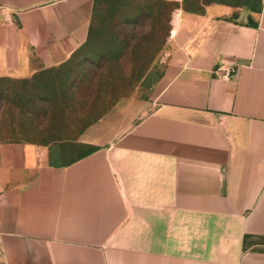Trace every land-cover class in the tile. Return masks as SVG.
Returning a JSON list of instances; mask_svg holds the SVG:
<instances>
[{"label": "crops", "instance_id": "crops-1", "mask_svg": "<svg viewBox=\"0 0 264 264\" xmlns=\"http://www.w3.org/2000/svg\"><path fill=\"white\" fill-rule=\"evenodd\" d=\"M94 1L0 0V78L67 61ZM201 5L108 140H0L2 264H264V0Z\"/></svg>", "mask_w": 264, "mask_h": 264}, {"label": "rangeland", "instance_id": "rangeland-1", "mask_svg": "<svg viewBox=\"0 0 264 264\" xmlns=\"http://www.w3.org/2000/svg\"><path fill=\"white\" fill-rule=\"evenodd\" d=\"M201 9V0H95L88 37L67 61L0 78V140L84 148L108 140L122 117L151 109L179 16Z\"/></svg>", "mask_w": 264, "mask_h": 264}, {"label": "built area", "instance_id": "built-area-1", "mask_svg": "<svg viewBox=\"0 0 264 264\" xmlns=\"http://www.w3.org/2000/svg\"><path fill=\"white\" fill-rule=\"evenodd\" d=\"M220 70V77L225 80L231 79L233 76L236 75V69L233 67L221 68Z\"/></svg>", "mask_w": 264, "mask_h": 264}, {"label": "trees", "instance_id": "trees-1", "mask_svg": "<svg viewBox=\"0 0 264 264\" xmlns=\"http://www.w3.org/2000/svg\"><path fill=\"white\" fill-rule=\"evenodd\" d=\"M183 2H184V0H183Z\"/></svg>", "mask_w": 264, "mask_h": 264}]
</instances>
